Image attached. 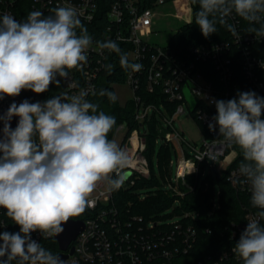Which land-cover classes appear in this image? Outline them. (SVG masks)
<instances>
[{"label": "clouds", "instance_id": "obj_1", "mask_svg": "<svg viewBox=\"0 0 264 264\" xmlns=\"http://www.w3.org/2000/svg\"><path fill=\"white\" fill-rule=\"evenodd\" d=\"M198 3L195 23L205 38L217 32V23L237 35L235 27L227 24L233 13L248 22L249 33L264 38V0ZM51 11L47 16L31 11L23 22L10 14L0 15V100L22 90L42 94L53 83L59 87L60 79L68 80L70 88L71 70H82L88 62L93 39L77 10L58 6ZM95 47L117 53L126 71L143 67L130 63L113 40L97 41ZM106 67L112 71V65ZM90 94L97 95L95 90L79 88L75 94L61 92L43 103L24 100L0 115V208L19 226V232L0 233V264H67L31 234L56 238L64 224L84 213L98 184L117 191L128 179L125 169L130 158L108 138L115 117L89 101ZM98 94L113 103L117 100L114 92L105 89ZM213 102L217 115L209 130L218 126L223 143L240 149L243 160L238 171L250 185L252 207L258 209L233 252L242 264H264V97L249 91L238 93V99ZM13 117H19L14 129Z\"/></svg>", "mask_w": 264, "mask_h": 264}, {"label": "built area", "instance_id": "obj_2", "mask_svg": "<svg viewBox=\"0 0 264 264\" xmlns=\"http://www.w3.org/2000/svg\"><path fill=\"white\" fill-rule=\"evenodd\" d=\"M19 0H0V15L10 14L15 20L21 22V18L15 13ZM31 7L46 15L58 6L73 7L77 10L79 19L85 23H91L96 16L105 9L108 21L105 33L100 41L113 40L116 43L127 45V55L130 63L143 65L138 72L127 71L126 82L129 84L132 97L138 107L136 109V120L143 122L157 107L153 104H144L139 91L143 83L148 93L159 92L165 96L170 103L175 104L172 114L165 112L163 133L165 142L172 144L177 158L176 183L167 181L169 189L176 195L183 196L192 191L194 185L189 181L191 177L200 178L205 176L204 168L210 167V172L216 168L220 176L237 157V151L232 146L223 143L218 126L215 131L209 130V124L215 123L213 117L217 115L214 100L238 99V93L255 92L257 96L264 97V58H260L250 50L252 44L263 43L264 38H257L249 33L243 24V19L233 13L227 18V24L233 25L237 35L229 30L231 39L222 40L209 44H201L190 49L193 57L191 59L178 58L169 47L161 46L150 41L155 32L154 25L158 18L157 7L160 5H171L175 8L174 18L183 21L184 25L192 22L194 3L192 0H30ZM183 25V26H184ZM97 40L93 39V45L88 50V62L82 70H71L70 79L74 82L72 87H67L69 81L61 79L64 84L63 92L70 95L75 94L79 88L96 90L97 80L107 72L109 65L108 50L101 51L95 47ZM240 52L243 65V78L246 85L233 83V49ZM206 65H209L217 76L213 79ZM261 71L263 77L258 74ZM223 83L230 90L221 91L216 83ZM247 86V87H246ZM188 88L194 99L195 105L190 104L185 97V89ZM91 94L87 97L90 101ZM24 100L29 102H41L45 99L41 94H35L31 90H22L15 97L5 96L0 100V115L12 103L19 105ZM189 110L191 118L195 113L199 122L204 126L206 135L200 147L190 143L183 130L175 125L177 116L185 114ZM3 122L0 121V130ZM123 131L119 146L128 154L130 163L125 171L128 179L123 187L128 188L135 184L136 178L150 177V167L145 156L147 147L146 139L138 129H135L127 137L128 127L120 124L113 135ZM2 131H0L1 133ZM134 141L137 145H134ZM229 149V151H228ZM174 164L170 160V167ZM218 164L220 166H218ZM195 166L194 170L193 167ZM239 165L231 168L227 178L232 187L240 193L251 198L250 185L244 182L238 171ZM104 183L98 184L94 190L95 194L90 196L87 206L88 216L86 219H70L84 222V229L71 243L67 253L74 248L73 254L67 259V264H172V259L178 254H186L188 247L195 240L196 230L179 220L161 224L157 220H145L138 215H123L114 204L113 191L104 190ZM214 207H218L215 199ZM246 210L245 220L240 223H232V235L239 240L247 221L258 209L244 207ZM188 213L184 214L187 218ZM193 219L199 217V213L191 215ZM6 209L0 208V233L19 232V226L13 221H8ZM263 223V222H262ZM182 238V245L173 246L175 234ZM31 238L42 246L55 238L44 239L39 232H33ZM2 243V241H0ZM234 248V247H233ZM233 248L225 251L220 260L224 261L230 256H235ZM51 252V251H50ZM60 252V250H59ZM58 252V253H59ZM56 253L55 255H58Z\"/></svg>", "mask_w": 264, "mask_h": 264}, {"label": "trees", "instance_id": "obj_3", "mask_svg": "<svg viewBox=\"0 0 264 264\" xmlns=\"http://www.w3.org/2000/svg\"><path fill=\"white\" fill-rule=\"evenodd\" d=\"M192 1L194 3L192 22L182 26L171 38L169 43L172 52L178 58L182 59H191L193 57L190 51L192 47L231 39V35L228 32L226 25H220L219 23L216 25L217 32L211 34L208 38H205L199 26L195 23V14L199 11L198 0ZM31 11H33V8L31 7L30 0L18 1L15 13L21 18V22L26 20L28 13ZM105 12V9H103L91 23L81 21L92 39L97 41L102 39L107 25L109 24ZM52 14V11H50L45 16ZM242 21L244 26L249 29L250 25L248 22L244 20ZM77 33L79 34V29H77ZM117 44L123 53H128L127 45L125 43L120 42ZM236 49L237 48H234L232 53V81L233 83L243 86L246 85V83L243 78L242 58L240 52ZM250 50L253 55L264 58V42H256L252 44ZM108 60L109 64L113 66L112 71H107L99 77L95 90L97 95H91L90 101L97 103L99 105V110L115 117L116 123L108 134L109 140L113 139L114 132L120 124L127 125V137L135 129H138L141 132L142 136L146 139L147 147L145 150V156L148 159L150 167V177L136 178L134 185L128 188L122 186L119 190L113 191V202L115 206L124 216L131 214L142 216L145 220L153 219L162 221L163 219H160V214L169 207H172L175 203H179L173 216H181L182 219L179 221L193 226L196 230V236L195 240L192 241L191 246L188 247L187 253L176 255L172 259V264H242L240 258L237 259L235 256H230L224 261L220 260L221 255L225 251L233 248L238 241V239L232 235V223L243 222L246 215L244 207L252 208L249 197L235 190L227 178L229 170L240 165L243 160L240 149L235 145H231L232 148L237 151V157L220 176L211 172L206 175L205 178H200V176L189 178V181L194 185V189L186 192L185 195L179 196L173 193L170 189L163 188L170 177V160L172 159V154L176 155V151L172 144H169L164 140L163 133L165 131V126L162 117L164 116L163 113L165 111L172 114L175 109V104L168 102V100L165 99V96L159 92L153 94L148 93L146 85L143 83L139 91L141 100L146 105H155L157 110L153 111L143 122L137 121L136 109L138 104L133 99H129L123 105L120 104L118 99L113 103L109 101L107 96L101 97L98 94L101 89L115 93L113 87L114 84H123L126 82L128 70L126 71L121 68L119 64V55L115 52H111L108 54ZM206 67L208 71H210L209 74H211L212 78L217 81V76L214 70L209 65H206ZM258 74L261 78L263 77L261 71H258ZM58 79L60 78L58 77ZM216 85L221 91L227 89L230 90V88L223 83H219V80ZM63 86L64 84L60 79L59 87L53 83L50 85L49 90L41 95L45 99H50L63 92ZM192 114L201 132L206 135L204 126L199 122L195 113L193 112ZM142 128H145L144 131H142ZM158 137L162 140L158 153V169L160 175H157L156 173L153 160V153L155 151L157 144L156 140ZM203 168L204 165L201 166V170ZM215 177L217 178L220 187L218 200L216 199L213 185ZM215 199L217 200L218 207H214ZM186 213L190 215L187 218L184 217V214ZM194 213H199V217L193 219L191 215ZM88 214L89 212L86 208L84 213L73 219H86ZM7 220L12 221L9 217ZM175 245L179 246V248L183 246L181 235L178 233H176L174 237L173 246ZM43 247L51 251L53 254L59 252V245L55 239L46 242ZM11 264H17V262L12 261ZM156 264H160V261L158 260Z\"/></svg>", "mask_w": 264, "mask_h": 264}, {"label": "rangeland", "instance_id": "obj_4", "mask_svg": "<svg viewBox=\"0 0 264 264\" xmlns=\"http://www.w3.org/2000/svg\"><path fill=\"white\" fill-rule=\"evenodd\" d=\"M156 11L158 13V18L154 25L155 32L153 33V35H151L150 41L152 43H156V44H159L165 47L168 45L170 38L174 34H176L180 30V28L184 25V22L179 21L176 18H174L175 8H173L171 5H160L157 7ZM113 87L115 89V94L120 104L124 105L132 97V91L127 82L123 84H114ZM184 93H185L186 100L190 104V108H193L195 105V99L191 91L188 88H186ZM165 113L168 114L166 111ZM174 125L179 130L184 131L185 137L190 143H192L193 145H196L197 147L201 146L202 141H203V134L199 126L197 125V123L191 118L188 109H186L185 114L177 116ZM144 129L145 128H142V131H144ZM122 135H123V131L118 132V134L114 136L113 141H115L119 145ZM156 141H157V144L155 147V151L153 153V160L155 164L156 173L157 175H160V172L158 169V153H159V150L162 144V140L160 137H158ZM171 158H172L171 160L174 161V164L169 168V172H170L169 179L171 183L175 184L176 179H177L176 178L177 177V165H176L177 158L175 154H172ZM218 166L220 165L218 164ZM204 170H205V176L203 178H205L206 175L211 173L210 167L207 165L204 167ZM213 185H214V192L216 194V199L218 200V194H219L220 187H219L216 177L213 182ZM163 188L169 189L167 183L166 185L163 186ZM103 189L108 190L106 185H104ZM94 194H95V191L91 194V196H93ZM177 206H179V203H175L172 207H169L168 209H166L160 214V219L161 220L163 219L161 221V224L170 223V222L182 219L181 216H176V215L173 216Z\"/></svg>", "mask_w": 264, "mask_h": 264}, {"label": "water", "instance_id": "obj_5", "mask_svg": "<svg viewBox=\"0 0 264 264\" xmlns=\"http://www.w3.org/2000/svg\"><path fill=\"white\" fill-rule=\"evenodd\" d=\"M8 110V109H7ZM6 110V112H7ZM19 117H13L11 120V127L14 129L18 123ZM0 137H2V132L0 133ZM213 172L218 176V171L216 168H213ZM64 231L59 236L55 238L58 242L60 252L58 255L61 260L67 261L70 254H73L74 248L72 247L70 253L67 251L71 243L75 240L77 235L84 229L85 225L82 221H74L69 220L66 224L63 225Z\"/></svg>", "mask_w": 264, "mask_h": 264}, {"label": "bare ground", "instance_id": "obj_6", "mask_svg": "<svg viewBox=\"0 0 264 264\" xmlns=\"http://www.w3.org/2000/svg\"><path fill=\"white\" fill-rule=\"evenodd\" d=\"M134 145H135V146L137 145V142H136V141H134Z\"/></svg>", "mask_w": 264, "mask_h": 264}]
</instances>
